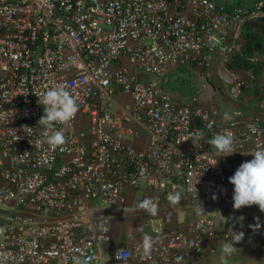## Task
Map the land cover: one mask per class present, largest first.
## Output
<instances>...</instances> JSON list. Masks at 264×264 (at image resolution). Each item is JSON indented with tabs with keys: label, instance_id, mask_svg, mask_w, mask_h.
<instances>
[{
	"label": "built area",
	"instance_id": "obj_1",
	"mask_svg": "<svg viewBox=\"0 0 264 264\" xmlns=\"http://www.w3.org/2000/svg\"><path fill=\"white\" fill-rule=\"evenodd\" d=\"M260 20L264 0H0V264H72L73 256L106 264L104 209L123 208L140 189V201L157 206L178 195L221 209L226 229L219 238L212 216L168 229L148 217L140 241L115 250L114 262L185 264L215 254L231 229L245 233L242 213L261 223L251 241L263 243L264 256V213L255 205L234 211L228 183L253 158L245 154L264 147V43L247 53L242 39L243 27ZM236 57L244 67L231 66ZM215 58L234 101L257 92L249 111L236 107L229 120L218 91L177 103L162 87L183 67L208 79ZM58 84L78 110L56 125L65 144L53 149L42 142L39 94ZM136 129L147 135L144 150L125 140ZM196 131L204 135L193 144ZM226 131L236 153L219 159L207 141ZM145 235L153 239L147 254Z\"/></svg>",
	"mask_w": 264,
	"mask_h": 264
},
{
	"label": "clouds",
	"instance_id": "obj_2",
	"mask_svg": "<svg viewBox=\"0 0 264 264\" xmlns=\"http://www.w3.org/2000/svg\"><path fill=\"white\" fill-rule=\"evenodd\" d=\"M39 95L40 104L43 105V113L38 124L45 129L42 142L47 143L54 149L65 144L64 132L62 130H54L56 125L69 122L78 110V103L64 84L48 88ZM223 118L229 120L232 117L225 112ZM250 130L253 133L257 132V128L254 125H250ZM203 135L200 131L192 132L189 134V139L194 144V141H199L203 138ZM207 143L212 146L214 155L219 157V159L236 153L234 150V137L230 131L215 134ZM245 155H251L253 158L250 161L243 162L228 179V183L233 186L232 208L235 211L242 207L255 205L261 213H264V147H258ZM219 159L215 161L214 166ZM215 198V195H213V199ZM169 199L175 204L179 200V196H170ZM137 207L146 210L151 215L157 214L158 206L151 198H145L140 201ZM194 211L196 215L205 214L202 205L198 202ZM223 219L225 221V218ZM239 219L242 220L243 217ZM254 219L259 221V217ZM261 226V223L257 222L249 227L255 231ZM244 235L243 231H233L231 229L227 240L223 242L220 248V264H228L229 258L238 251L234 245L240 243L244 239ZM152 246V237L145 235L142 241V248L146 254L151 250ZM71 259L72 264H89V259L81 256H73Z\"/></svg>",
	"mask_w": 264,
	"mask_h": 264
},
{
	"label": "crops",
	"instance_id": "obj_3",
	"mask_svg": "<svg viewBox=\"0 0 264 264\" xmlns=\"http://www.w3.org/2000/svg\"><path fill=\"white\" fill-rule=\"evenodd\" d=\"M216 2L226 1L229 4L235 3H245L246 0H214ZM257 92H252L251 95L248 96V101L253 102L250 98H255ZM246 107L245 111H249L251 104ZM221 113H225V108L221 105ZM231 115V114H230ZM137 136L133 137L132 135H126L125 140L127 143L135 147L139 150H144L147 147V135L142 129H136ZM143 192V189L137 191H130L127 195V202L123 208L118 209H104L106 211V215L110 220V239L109 241L101 244L99 246V250L102 253L103 257L107 259L106 264H132V261L127 263H117L111 259V255L115 250L121 248H129L133 246L135 243L140 241L142 233L144 232V222L148 217H152L146 210L136 209L130 219L123 220V216H125L127 211H130V207H135L140 202V196ZM165 206L160 204L157 209V214L159 216H164L163 211ZM124 212L126 214H124ZM136 213V214H134ZM116 215V218H115ZM128 215V214H127ZM126 217V216H125ZM128 218V217H126ZM165 222V228L168 229L172 226L173 223ZM223 234V233H222ZM221 234V235H222ZM220 234H217V236ZM218 236L219 238L221 237ZM223 242L220 240L217 244V250L215 254H206L204 257L195 260H186L185 264H220V248ZM238 251L233 254L232 257L229 258L228 264H264V256L261 254V250L263 248V243L259 242L257 244L252 243L251 236L244 235V239L239 243L238 247H235Z\"/></svg>",
	"mask_w": 264,
	"mask_h": 264
},
{
	"label": "rangeland",
	"instance_id": "obj_4",
	"mask_svg": "<svg viewBox=\"0 0 264 264\" xmlns=\"http://www.w3.org/2000/svg\"><path fill=\"white\" fill-rule=\"evenodd\" d=\"M218 66V59L215 58L212 68L208 71V73L210 74L208 79L205 78L206 71L198 70L193 66L175 69L165 77L162 87L172 94V96L174 97V101L177 103H179L183 97L191 96L199 97L203 101L205 95L208 93L207 89H212L213 91L215 90L219 92V104H221L223 108H225V112L230 113L232 109L239 106L245 110L246 107L249 106L245 104H251V102H236L231 98V96L229 95V91L226 89V87L221 85V82L217 77ZM252 92L253 89L248 92V96L251 95ZM119 100H125V98L123 97ZM77 124L79 128H83L86 126V124L81 119L78 120ZM162 205L165 206V209L163 208L164 216L161 217L159 215H154L152 217H161L162 219H164V221L173 223L172 226L182 222H189L197 217L212 216L216 221L217 234L221 235L226 229V216L224 211L221 209L201 204L205 214L196 215L194 209L197 207V201L186 196H181V198L175 204L164 203ZM133 208H135V210L138 209L137 206L130 207L131 210L126 212L128 215L124 212V214H126L125 216L128 218L123 216V220L134 218L131 217L133 216L132 213L135 211L133 210ZM240 216L243 217L242 221L244 222L245 228L244 234L250 237L254 232V230L249 227L251 225V217L243 213ZM223 218H225V221Z\"/></svg>",
	"mask_w": 264,
	"mask_h": 264
},
{
	"label": "trees",
	"instance_id": "obj_5",
	"mask_svg": "<svg viewBox=\"0 0 264 264\" xmlns=\"http://www.w3.org/2000/svg\"><path fill=\"white\" fill-rule=\"evenodd\" d=\"M242 39L244 41L246 52L251 53L255 49L259 48L264 43V20L248 23L243 27ZM244 67L245 64L240 58H234L231 66ZM255 74L258 72V68L253 69Z\"/></svg>",
	"mask_w": 264,
	"mask_h": 264
}]
</instances>
